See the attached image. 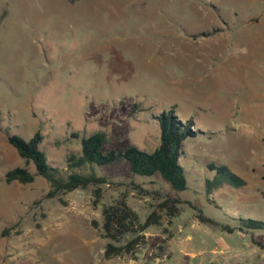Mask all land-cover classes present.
Listing matches in <instances>:
<instances>
[{
	"label": "rangeland",
	"instance_id": "rangeland-1",
	"mask_svg": "<svg viewBox=\"0 0 264 264\" xmlns=\"http://www.w3.org/2000/svg\"><path fill=\"white\" fill-rule=\"evenodd\" d=\"M171 110L195 131L182 143L184 191L125 160L73 171L106 179L97 207L93 186L45 198L42 177L4 182L25 167L10 136L39 135L67 176V156L96 132L103 153H152ZM209 165L245 184L209 195ZM164 197L180 201L171 224L163 214L135 256L106 260L91 226L102 207L123 200L142 222ZM240 219L264 224V0H0V264H264V227L241 231Z\"/></svg>",
	"mask_w": 264,
	"mask_h": 264
},
{
	"label": "trees",
	"instance_id": "trees-1",
	"mask_svg": "<svg viewBox=\"0 0 264 264\" xmlns=\"http://www.w3.org/2000/svg\"><path fill=\"white\" fill-rule=\"evenodd\" d=\"M157 120L160 129V144L152 153L143 152L134 145H129L122 151L109 150L103 153L102 148L108 144V139L104 132H96L82 139L80 154L73 152L67 156L66 172L70 173L67 176L49 165L45 154L38 148L41 140L39 135H35L29 141L19 136H10L7 141L17 151L25 167L9 170L4 176V182L11 184L17 181L20 184H28L32 183L36 176L42 177L50 184L45 198L57 197L77 189L86 190L93 186L92 205L97 207L101 199L99 186L105 184L106 179L94 174H79L73 171L86 165L105 166L117 160H125L130 164L133 174L144 177L159 174L175 191H184L187 187V180L186 171L180 163L183 156L182 143L186 138L194 137L195 131L191 129V123L179 121L172 110L162 114ZM30 163L34 166V174L28 170ZM208 168L215 169L217 172V176L212 181L205 182L209 195L212 189L224 184L235 188L245 184L242 179L224 166L209 165ZM179 204V200L164 197L142 222L137 213L123 200L103 206L101 226L99 227L94 220L91 221V226L99 232L102 239L108 240L103 251L104 258L109 260L115 257L134 256L140 245L145 244L144 232L152 226H159L163 214L167 224H170L172 219L178 215ZM198 219L203 224L219 226L212 219L202 215H199ZM263 227L262 222L240 219L239 230L241 231L244 228L254 230ZM221 228L228 233L233 232V229L228 226H221ZM126 236H129V239L122 243L121 240Z\"/></svg>",
	"mask_w": 264,
	"mask_h": 264
},
{
	"label": "crops",
	"instance_id": "crops-1",
	"mask_svg": "<svg viewBox=\"0 0 264 264\" xmlns=\"http://www.w3.org/2000/svg\"><path fill=\"white\" fill-rule=\"evenodd\" d=\"M171 224V223H170ZM178 228H180V226H177ZM228 233V232H227ZM136 254V253H135ZM135 254H134V256H135ZM110 260V259H109ZM132 263H134L133 261H129V263L128 264H132ZM124 264V263H123Z\"/></svg>",
	"mask_w": 264,
	"mask_h": 264
}]
</instances>
